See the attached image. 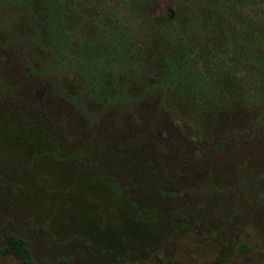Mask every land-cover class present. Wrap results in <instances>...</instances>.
I'll return each instance as SVG.
<instances>
[{
	"label": "trees",
	"instance_id": "1",
	"mask_svg": "<svg viewBox=\"0 0 264 264\" xmlns=\"http://www.w3.org/2000/svg\"><path fill=\"white\" fill-rule=\"evenodd\" d=\"M159 1L0 0L22 7L21 22L11 14V25L3 22L10 34L1 35L0 22V150L19 146L31 160L64 167L90 163L101 184L129 196L143 185L158 197L222 204L252 191L247 179L264 176L250 124L264 110V0H166L148 27L156 28L153 48L137 36ZM158 55V75L134 82ZM241 108L246 118L232 123ZM246 122L241 143L229 136ZM109 155L121 163L114 172ZM263 185L247 216L264 210ZM7 249L22 264L30 259L18 241Z\"/></svg>",
	"mask_w": 264,
	"mask_h": 264
},
{
	"label": "rangeland",
	"instance_id": "2",
	"mask_svg": "<svg viewBox=\"0 0 264 264\" xmlns=\"http://www.w3.org/2000/svg\"><path fill=\"white\" fill-rule=\"evenodd\" d=\"M165 4L166 0H160L154 11L140 19L137 38L150 40L153 48L157 41L151 31L156 28L148 27L155 24L153 16L160 14ZM10 14L15 21H22L21 6L1 3V24L7 20L11 25ZM10 25H4L1 35L10 34ZM216 26L214 20L209 23V28L217 30ZM159 60V55L148 58L134 82L141 84L157 76ZM44 94V89L36 93L37 99H44ZM263 113L261 109L262 121L250 124L260 138L251 144L256 143L259 160L264 161ZM245 118V108L232 112V123ZM248 124H241L237 134L232 129L229 136L240 140L234 142L248 137L243 135ZM80 143L83 146L85 142ZM12 149L17 154L0 150V264H22L7 249L9 240L25 246L30 257L27 264H264V210L257 218L247 216L244 210L248 202L254 203L252 191L263 174L247 179L244 188L252 191L238 190L239 194L222 204L206 197L184 200L179 194L158 197L150 194L155 190L152 186L142 193L143 185L133 188L129 196L101 184L99 168L93 171L90 163L81 166L86 171L64 167L43 155L31 160L29 150ZM85 150L91 154V147ZM104 161L112 172L121 164L110 155ZM181 186L180 182L171 188ZM261 191L264 193V188ZM181 199L188 202L189 213H184Z\"/></svg>",
	"mask_w": 264,
	"mask_h": 264
}]
</instances>
